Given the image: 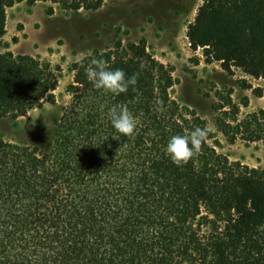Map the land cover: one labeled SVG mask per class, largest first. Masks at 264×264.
I'll return each mask as SVG.
<instances>
[{
	"label": "trees",
	"instance_id": "1",
	"mask_svg": "<svg viewBox=\"0 0 264 264\" xmlns=\"http://www.w3.org/2000/svg\"><path fill=\"white\" fill-rule=\"evenodd\" d=\"M21 2L78 12L104 0H0V39L7 9ZM186 36L207 64L264 80V0H201ZM92 59L138 73L136 85L119 95L96 89L85 73ZM71 71V100L48 149L0 140V264H264V169L217 152L207 121L172 99V68L142 41L95 52ZM60 73L30 55L0 53V118L54 104ZM243 86L263 96L264 88ZM232 93L213 105L217 129L231 144L264 146V109L240 118ZM114 105L136 118L132 137L112 126ZM196 127L208 129L200 152L175 164L168 141Z\"/></svg>",
	"mask_w": 264,
	"mask_h": 264
},
{
	"label": "rangeland",
	"instance_id": "2",
	"mask_svg": "<svg viewBox=\"0 0 264 264\" xmlns=\"http://www.w3.org/2000/svg\"><path fill=\"white\" fill-rule=\"evenodd\" d=\"M200 4L201 0H104L96 11L73 12L51 2H21L8 8L0 53L30 55L60 66L61 73L55 103L17 119L0 118V140L48 149L62 109L71 100L67 92L73 80L71 66L95 52L113 50L119 42L126 47L144 41L148 52L173 70L172 99L207 121L215 136L209 143L217 152L231 162L264 169V146L229 143L217 129L213 109L229 91L240 106V118L264 109V93L257 97L243 86L246 82L264 88V80L241 70L228 74L218 62L207 64L202 49L191 50L186 32ZM81 52L86 56H80Z\"/></svg>",
	"mask_w": 264,
	"mask_h": 264
},
{
	"label": "clouds",
	"instance_id": "3",
	"mask_svg": "<svg viewBox=\"0 0 264 264\" xmlns=\"http://www.w3.org/2000/svg\"><path fill=\"white\" fill-rule=\"evenodd\" d=\"M85 57L86 53L81 52ZM87 79L96 89L119 95L128 91L129 86H135L138 73L127 77L121 69L109 70L103 59H92L91 65L85 69ZM108 118L112 126L125 137H132L137 127V120L126 105H114L108 110ZM208 135V129L196 127L185 135H174L166 146V152L171 160L177 164H186L197 155Z\"/></svg>",
	"mask_w": 264,
	"mask_h": 264
},
{
	"label": "built area",
	"instance_id": "4",
	"mask_svg": "<svg viewBox=\"0 0 264 264\" xmlns=\"http://www.w3.org/2000/svg\"><path fill=\"white\" fill-rule=\"evenodd\" d=\"M190 45V44H189Z\"/></svg>",
	"mask_w": 264,
	"mask_h": 264
}]
</instances>
